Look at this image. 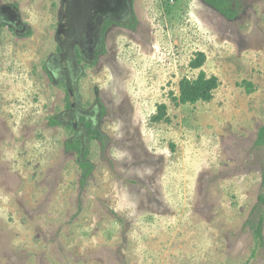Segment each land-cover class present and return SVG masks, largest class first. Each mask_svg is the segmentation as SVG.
<instances>
[{
  "label": "rangeland",
  "instance_id": "1",
  "mask_svg": "<svg viewBox=\"0 0 264 264\" xmlns=\"http://www.w3.org/2000/svg\"><path fill=\"white\" fill-rule=\"evenodd\" d=\"M99 2L0 0V264H264V0L233 20L131 0L91 54ZM199 70L219 81L211 101L176 105Z\"/></svg>",
  "mask_w": 264,
  "mask_h": 264
},
{
  "label": "trees",
  "instance_id": "2",
  "mask_svg": "<svg viewBox=\"0 0 264 264\" xmlns=\"http://www.w3.org/2000/svg\"><path fill=\"white\" fill-rule=\"evenodd\" d=\"M203 4L213 9L220 14L226 20H233L239 13L238 0H201ZM205 55L202 52H197L189 62V68L197 70L200 69L205 63ZM242 86L245 87L248 93L252 92L251 84L242 82ZM219 86V81L215 76H206V74L199 70V73L195 79L183 78L179 82L178 96H172V100L176 105L195 104L198 102H210L213 96V92ZM151 121L158 123L161 121L167 122L166 106L161 104L157 106L156 114L151 117ZM51 125H58L56 120H50ZM86 128H90L89 123H85ZM91 139H99V133L94 130L89 131ZM255 144L257 146L264 147V124L258 129ZM66 149L74 151L78 158V165L82 171L83 178H87L92 172L93 166L87 159V151L83 149L82 140L80 138H74L66 142ZM258 205H264V196L260 195L258 198ZM262 216H259V220L253 225V237L255 244L261 246L263 243L262 231Z\"/></svg>",
  "mask_w": 264,
  "mask_h": 264
},
{
  "label": "flooded vegetation",
  "instance_id": "3",
  "mask_svg": "<svg viewBox=\"0 0 264 264\" xmlns=\"http://www.w3.org/2000/svg\"><path fill=\"white\" fill-rule=\"evenodd\" d=\"M95 18L92 23H100V18L106 17L99 27L91 26L88 28V33L83 36V39L87 45H90L87 52L91 51V54L97 45L100 43L101 35L103 31L109 30L112 27L118 26L124 19L128 18L131 9V0H100ZM98 3V4H99ZM61 26H59L60 32ZM58 32V33H59ZM89 54V53H88Z\"/></svg>",
  "mask_w": 264,
  "mask_h": 264
}]
</instances>
